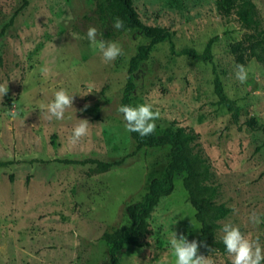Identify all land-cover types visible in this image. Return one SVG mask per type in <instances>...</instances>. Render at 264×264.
<instances>
[{"label": "rangeland", "instance_id": "obj_1", "mask_svg": "<svg viewBox=\"0 0 264 264\" xmlns=\"http://www.w3.org/2000/svg\"><path fill=\"white\" fill-rule=\"evenodd\" d=\"M106 1L27 0L6 26L24 0H0V84L9 89L0 98V161H15L0 170V264H110L103 234L128 223L127 207L142 200L168 164L167 148L135 152L118 112L129 61L149 41L115 29V17L100 10ZM133 2L143 23L175 33V54L169 42L153 48L134 75L132 106L152 105L159 113L155 130L199 134L193 152L209 166L208 185L218 190L213 204L231 210L216 236L222 239L223 225L232 223L264 244V224L248 220L264 214V0ZM89 26L102 33L97 41L117 42L121 55L106 61L87 39ZM214 38L211 61L178 54L188 48L202 54ZM237 64L248 72L243 83ZM214 69L240 110L238 122L218 104ZM59 88L75 95L63 120L49 118L43 107ZM94 104L102 120L82 112ZM79 120H88V132L72 143ZM84 159L124 162L96 175L91 165L62 162ZM182 180L176 177L173 192L152 213L150 232L139 237L145 246L126 245L117 254L121 264H175L171 233L197 240L200 224ZM203 256L211 264L232 260L228 253Z\"/></svg>", "mask_w": 264, "mask_h": 264}, {"label": "trees", "instance_id": "obj_2", "mask_svg": "<svg viewBox=\"0 0 264 264\" xmlns=\"http://www.w3.org/2000/svg\"><path fill=\"white\" fill-rule=\"evenodd\" d=\"M24 0L23 6L14 14L8 25H12L15 18L27 6ZM100 10L110 12L115 18L119 17L124 21L123 30L141 33L148 41L138 47V50L129 61L128 76L123 94L121 105H132V96L136 88L135 73L139 71L142 64L149 60L153 48L161 43L169 42L172 54H175L173 43L174 32L166 28L150 26L142 22L137 12L133 0H107L100 7ZM6 28V27H5ZM5 28L2 32L5 31ZM216 38L211 39L202 54L195 49H183L178 54L189 56L193 59L204 61L212 60V50ZM215 72V69H214ZM216 73V72H215ZM215 93L218 97V104L226 106L231 111L232 120L238 122L240 110L234 100L225 96L224 86L220 76L216 73L214 79ZM82 112L89 115L94 120H102V109L99 104L84 106ZM136 144L138 152L144 147L168 149V164L162 174L151 180L146 189V193L140 202L130 205L126 209L128 223L112 230L106 231L102 240L110 249V264H121L118 253L126 245L143 247L144 243L139 241V237L150 232L149 220L162 197L170 195L175 186V179L183 175V187L186 190L189 201L195 210V218L200 224V234L197 241H204L206 247L200 246L198 255H208L211 252L226 254L222 239L216 236L219 227L218 222L225 219L231 210L224 205H214L213 200L217 197L218 190L214 186H209L211 174L209 166L205 161L193 152L194 144L199 139V134L192 129L184 127L163 128L154 130L151 134L140 136L137 132H130ZM42 162V161H41ZM75 165H91L90 175L102 174L111 168L119 167L124 162L122 160L102 161L98 159L84 160H65L62 161ZM15 164V161H0V170ZM13 179V176H11Z\"/></svg>", "mask_w": 264, "mask_h": 264}, {"label": "clouds", "instance_id": "obj_3", "mask_svg": "<svg viewBox=\"0 0 264 264\" xmlns=\"http://www.w3.org/2000/svg\"><path fill=\"white\" fill-rule=\"evenodd\" d=\"M113 27L120 30L124 27V21L119 17L115 18ZM102 35L98 32L95 26H89L86 31L87 39L90 42L98 43L102 56L106 61H113L121 55L122 49L115 41H97V36ZM236 79L241 83L248 78V72L244 65L237 64ZM8 84H0V98L8 93ZM54 99L44 105L49 118L54 117L57 120L65 119L66 109L72 107L74 96L65 88H59L53 91ZM118 112L123 114V119L126 122L125 127L129 132H137L140 136L151 134L155 128V120L159 113L152 110L151 104L121 105ZM12 118H15L17 113L14 109L10 110ZM70 118V117H68ZM88 120H79V123L74 127L71 136V142L76 143L79 138L85 136L88 132ZM248 220L255 226L264 224V214L253 212L249 215ZM222 243L225 251L231 256V264H264V244L261 243L259 237L249 238L242 233L239 226L232 223H227L222 227ZM171 248L174 250L175 264H211L208 258L203 255H198L200 246L206 247L204 241L193 239L188 241L183 234L176 238V233H171L170 239Z\"/></svg>", "mask_w": 264, "mask_h": 264}]
</instances>
